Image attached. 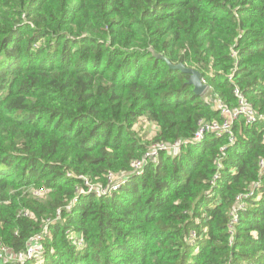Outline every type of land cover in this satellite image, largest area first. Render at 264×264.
<instances>
[{
	"label": "trees",
	"instance_id": "obj_1",
	"mask_svg": "<svg viewBox=\"0 0 264 264\" xmlns=\"http://www.w3.org/2000/svg\"><path fill=\"white\" fill-rule=\"evenodd\" d=\"M236 91L264 114V0H0V264H264V123L194 142Z\"/></svg>",
	"mask_w": 264,
	"mask_h": 264
},
{
	"label": "built area",
	"instance_id": "obj_2",
	"mask_svg": "<svg viewBox=\"0 0 264 264\" xmlns=\"http://www.w3.org/2000/svg\"><path fill=\"white\" fill-rule=\"evenodd\" d=\"M236 94L239 96L238 100V106L234 109L227 108L219 99L213 100L214 104L216 105V109H218L220 115L223 117V115H226V119L218 123L217 121H201L200 127L197 129L194 135V142H200L203 139L204 134L211 133V135L215 137H219L223 132H228L231 126L232 121L237 119L239 116H242L247 122L249 123H255V122H261L264 123V114L257 113L250 103H248L246 100L242 98L240 93L236 91ZM229 137L231 141L233 140V136L230 133ZM164 150L167 153H177L179 150L178 143L167 145L164 143H157L151 145V147L143 154V156L132 162V170L136 175H140L143 173L147 163H155V158L157 155H159V151ZM259 167L262 169L264 167V158L260 159L259 161ZM135 170V171H134ZM217 177V174H215V179ZM109 183L106 186H95L94 191L98 196L107 195L110 196L113 191L118 189L120 185L118 184L119 181L122 182L123 176H119L117 181L113 180L111 176L109 177ZM214 179V180H215ZM89 188H92V186H89ZM40 236H37L36 239H40ZM34 249L39 250L37 246H33L32 244H29L27 247L26 255L30 256L36 252H32ZM22 255H19V258H21Z\"/></svg>",
	"mask_w": 264,
	"mask_h": 264
},
{
	"label": "water",
	"instance_id": "obj_3",
	"mask_svg": "<svg viewBox=\"0 0 264 264\" xmlns=\"http://www.w3.org/2000/svg\"><path fill=\"white\" fill-rule=\"evenodd\" d=\"M150 51H151V54L154 57L163 59L166 62L168 68L176 69V70H179L182 73L187 74L188 75V79H187L186 83L192 86V91H193V93L195 95H200L206 90L207 84L202 79V75L199 72V70H197V69H195V68H193L191 66L185 65L182 61H180L178 63H175V64L171 63L162 54L156 53L152 49H150Z\"/></svg>",
	"mask_w": 264,
	"mask_h": 264
},
{
	"label": "rangeland",
	"instance_id": "obj_4",
	"mask_svg": "<svg viewBox=\"0 0 264 264\" xmlns=\"http://www.w3.org/2000/svg\"><path fill=\"white\" fill-rule=\"evenodd\" d=\"M209 97V95L208 94H206L205 95V98H208ZM134 129H135V131H136V133H137V135L141 138V139H150L151 138V136L153 135V133H154V126H153V124H151V123H149V122H147V121H145L144 119H141V120H139V122H137L136 123V125L134 126ZM164 151V150H163ZM164 152H166V151H164ZM180 152V150H178V152L177 153H179ZM169 154H176V153H169ZM155 161H159V156L157 155L156 156V158H155ZM135 171V170H134ZM119 189V188H118ZM118 189H116L115 191H117ZM115 191H113L112 193H114ZM112 195V194H111ZM110 195V196H111ZM73 240H74V242H76L77 241V239H75V237L73 238ZM32 252H36L37 254H38V251H37V249H34ZM36 253H34V254H36ZM33 255V254H32ZM38 256V258H40V254H38L37 255ZM13 258H16L14 255L12 256ZM11 257V258H12ZM36 263H38V260H36ZM35 263V264H36Z\"/></svg>",
	"mask_w": 264,
	"mask_h": 264
}]
</instances>
